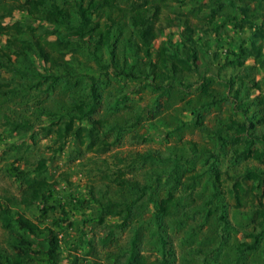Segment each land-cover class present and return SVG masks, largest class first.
I'll list each match as a JSON object with an SVG mask.
<instances>
[{
	"label": "trees",
	"instance_id": "trees-1",
	"mask_svg": "<svg viewBox=\"0 0 264 264\" xmlns=\"http://www.w3.org/2000/svg\"><path fill=\"white\" fill-rule=\"evenodd\" d=\"M15 12H19V18L7 22ZM0 34L8 36L7 44L0 46V68L31 80L17 87L12 79L0 76L1 95L31 88L46 93L60 84L73 85L75 77L87 67L77 60L79 55L97 66V73L86 75L89 92H74L71 110L64 119L40 106V114L53 116L44 128L55 133L54 144L48 146L53 156L64 150L70 139L75 157L88 153L101 156L111 151L126 127L95 115L103 100L112 97L105 91L114 78L140 80L144 87L166 95L180 73L198 71L206 55L218 61L219 74L226 68L240 71L226 81L233 93L231 103L236 115L226 126L232 132L224 136L218 129L215 133L223 145H231L234 161L253 158L263 164L262 168L230 176L226 191L236 208L254 204L251 226L235 246L238 257L258 248L264 239V0H0ZM157 40H161L158 47ZM249 59L253 64L247 63ZM18 60H24L28 67L17 66ZM202 79V93L209 96L214 77L204 74ZM252 92L257 95L249 98ZM5 117L10 124H17ZM51 126L56 128L50 130ZM115 128L118 136L111 140L110 131ZM154 156L149 152L143 158ZM50 159L41 155L32 170L15 163L7 168L19 182L21 192L19 198L0 195V221L9 234L7 247H0V264H64V238L60 234L75 222L90 219L104 223L113 216L121 217L120 225H126L130 207L144 198L156 206L154 219L158 221L175 215L180 206L173 191L157 192L152 184L123 176L121 168L117 174L119 188L130 189L131 196L118 201L97 199L92 192L89 197L82 193L63 197L58 183L47 175ZM122 161L125 158L119 159ZM212 170L222 185L220 169L215 166ZM163 175L157 173L154 183H159ZM91 200H95L98 216L85 218ZM34 207L40 211L37 220L24 212ZM220 219L226 222L224 212ZM84 231L81 227L78 236L83 245L90 243ZM109 237L106 235L105 240ZM160 237L164 245L161 256L151 258L142 252L135 236L127 247L110 252L108 258L112 264H172L165 251L167 240ZM69 260L67 264H97L87 260L81 263L77 254H69Z\"/></svg>",
	"mask_w": 264,
	"mask_h": 264
},
{
	"label": "rangeland",
	"instance_id": "rangeland-1",
	"mask_svg": "<svg viewBox=\"0 0 264 264\" xmlns=\"http://www.w3.org/2000/svg\"><path fill=\"white\" fill-rule=\"evenodd\" d=\"M19 16V12H15L6 21L13 22ZM7 40V35L0 34V46L7 44ZM160 42L156 41V47ZM77 60L87 67L83 68L84 73L75 77L73 85L60 84L46 93L31 88L14 95L0 94V195L20 196L19 182L7 171L11 163L32 170L39 157L44 155L51 157L47 175L58 183L63 197L70 193H82L89 197L92 192L97 199L123 200L131 193L130 189L119 188L117 174L121 168L125 172L123 176L141 184H152L157 192L173 191L179 197L180 206L175 215L158 221L154 219L156 206L144 198L128 208L126 225H120L121 217L113 216H108L104 223L90 219L83 223L79 220L60 234V238H64L61 242L62 263H70L69 254H77L81 263L87 260L112 264L109 253L127 247L135 236L139 239L137 245L140 250L156 258L161 256L164 248L160 239L163 235L167 240L165 251L172 264H264V239L255 251L238 257L235 246L244 239V233L251 226L254 204L236 208L226 193L231 184L230 176L239 175L249 168H262L263 164L253 158L234 161L231 145H223L215 133L218 129L223 130L224 136L232 132L226 126L231 123L234 114L231 103L233 93L226 87V81L240 71L226 68L219 74L218 61L206 55L199 62L198 71L180 73L166 95H160L149 86L144 87L140 80L114 78L108 81L105 91L112 97L103 100L101 109L95 115L106 117L115 126L126 127L111 151L101 156L88 153L75 157L70 139L65 149L53 156L48 146L54 144L55 133L44 129L51 124L53 116L40 114V106L55 111L64 119V114L71 110L74 92H89L86 75L92 71L97 73V66L83 55H79ZM247 63L253 64V59ZM15 64L22 69L28 67L24 60ZM204 74L214 77L209 96L202 93ZM0 76L12 79V85L17 87L31 82L29 77L1 68ZM259 77L260 74H256V78ZM113 95L125 96L126 99L122 101ZM256 95L257 92H252L249 98ZM5 116L17 124H10ZM55 128L51 126L50 130ZM117 136L118 129H112L111 140H116ZM149 152L157 157L144 159L143 155ZM122 157L125 161L119 162ZM215 166L221 171L222 185L215 180L212 170ZM172 169L174 172L171 173ZM157 173L164 175L159 183H154ZM90 202L92 205H89V214L85 218L98 216L95 200ZM24 212L34 220L40 216L38 207ZM56 212L61 214L59 209ZM223 212L226 222L220 219ZM81 227L89 244L83 245L79 241ZM106 235L110 236L108 240H105ZM8 238V230L0 221L2 249L7 247ZM75 245L80 247L76 249Z\"/></svg>",
	"mask_w": 264,
	"mask_h": 264
}]
</instances>
